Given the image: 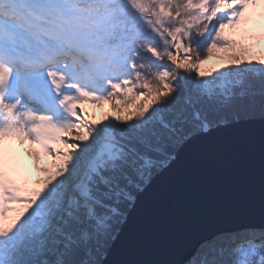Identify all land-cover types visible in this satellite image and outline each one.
<instances>
[{
    "label": "snow or ice",
    "instance_id": "obj_1",
    "mask_svg": "<svg viewBox=\"0 0 264 264\" xmlns=\"http://www.w3.org/2000/svg\"><path fill=\"white\" fill-rule=\"evenodd\" d=\"M256 125L264 156V0H0V264H113L154 179ZM183 264H264V213Z\"/></svg>",
    "mask_w": 264,
    "mask_h": 264
},
{
    "label": "water",
    "instance_id": "obj_2",
    "mask_svg": "<svg viewBox=\"0 0 264 264\" xmlns=\"http://www.w3.org/2000/svg\"><path fill=\"white\" fill-rule=\"evenodd\" d=\"M264 213L259 125L195 141L154 179L113 249V264H183L219 230Z\"/></svg>",
    "mask_w": 264,
    "mask_h": 264
},
{
    "label": "rangeland",
    "instance_id": "obj_3",
    "mask_svg": "<svg viewBox=\"0 0 264 264\" xmlns=\"http://www.w3.org/2000/svg\"><path fill=\"white\" fill-rule=\"evenodd\" d=\"M220 63L219 59H213L208 62V64L205 66L207 69H212L214 67H217ZM89 111L91 115H93L96 119H102L103 115L106 111H108L107 106L104 108L95 107L91 104L84 105ZM29 145L25 144L23 146L17 144H14V149L18 157L21 159L22 163L25 165L28 174L30 176L31 180V186L35 187L37 186V181L43 180L45 178V173L42 169L46 167L51 166V158L45 156L43 153L41 154V170H37L35 167V158L30 156L28 154Z\"/></svg>",
    "mask_w": 264,
    "mask_h": 264
},
{
    "label": "trees",
    "instance_id": "obj_4",
    "mask_svg": "<svg viewBox=\"0 0 264 264\" xmlns=\"http://www.w3.org/2000/svg\"><path fill=\"white\" fill-rule=\"evenodd\" d=\"M214 59H217V58H214Z\"/></svg>",
    "mask_w": 264,
    "mask_h": 264
}]
</instances>
